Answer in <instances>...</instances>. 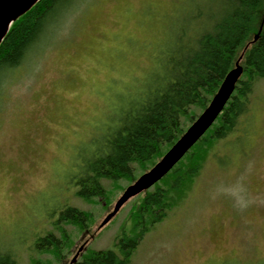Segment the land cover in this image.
<instances>
[{
  "label": "rangeland",
  "instance_id": "obj_1",
  "mask_svg": "<svg viewBox=\"0 0 264 264\" xmlns=\"http://www.w3.org/2000/svg\"><path fill=\"white\" fill-rule=\"evenodd\" d=\"M200 3L76 0L0 80L1 251L20 264H72L82 246L77 260L92 249H114L145 194L100 228L131 184L104 180L107 202H85L73 176L92 141L161 73ZM66 206L91 213L86 232L62 224L70 243L61 259L50 248L37 252L36 241L49 232L62 238L53 223ZM132 264H264V80L254 85L248 113L210 151L184 200L145 236Z\"/></svg>",
  "mask_w": 264,
  "mask_h": 264
},
{
  "label": "trees",
  "instance_id": "obj_2",
  "mask_svg": "<svg viewBox=\"0 0 264 264\" xmlns=\"http://www.w3.org/2000/svg\"><path fill=\"white\" fill-rule=\"evenodd\" d=\"M75 2L41 0L13 23L0 46V80L23 63ZM240 58L244 73L213 126L161 180L162 185L157 183L144 193L132 211L129 230H122L114 249L89 250L75 264H132L145 236L184 200L210 151L248 113L254 85L264 80V0H204L198 4L175 47L166 52L161 73L92 141L91 152L80 157L72 183L78 189L77 197L85 202H107L104 180L132 184L137 179L135 172L151 169L186 131L182 119L190 125L195 121ZM58 218L53 226L62 238L49 232L36 241L35 250L50 248L61 259L63 245L70 243L62 224L86 232L91 213L66 206ZM0 264L20 263L11 252L0 250ZM34 264L47 263L35 260Z\"/></svg>",
  "mask_w": 264,
  "mask_h": 264
},
{
  "label": "water",
  "instance_id": "obj_3",
  "mask_svg": "<svg viewBox=\"0 0 264 264\" xmlns=\"http://www.w3.org/2000/svg\"><path fill=\"white\" fill-rule=\"evenodd\" d=\"M41 0H0V46L9 33L13 23L30 11ZM258 39V35L255 40ZM244 73L241 58L228 73L213 96L207 108L198 115L183 135L165 153V155L147 172L140 175L135 182L126 187L116 201L113 210L102 221L100 228L107 225L132 198L145 193L159 183L190 152L223 113L227 103L235 92L236 86ZM84 246L72 260L77 262Z\"/></svg>",
  "mask_w": 264,
  "mask_h": 264
},
{
  "label": "flooded vegetation",
  "instance_id": "obj_4",
  "mask_svg": "<svg viewBox=\"0 0 264 264\" xmlns=\"http://www.w3.org/2000/svg\"><path fill=\"white\" fill-rule=\"evenodd\" d=\"M81 256V255H80ZM80 256H79V258H80ZM79 261V260H78ZM76 263V262H75Z\"/></svg>",
  "mask_w": 264,
  "mask_h": 264
}]
</instances>
